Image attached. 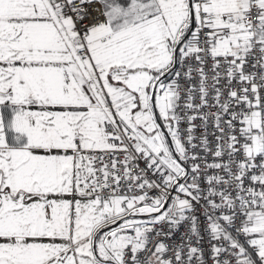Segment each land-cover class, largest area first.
<instances>
[{
  "label": "snow or ice",
  "instance_id": "snow-or-ice-1",
  "mask_svg": "<svg viewBox=\"0 0 264 264\" xmlns=\"http://www.w3.org/2000/svg\"><path fill=\"white\" fill-rule=\"evenodd\" d=\"M0 264H264V0H0Z\"/></svg>",
  "mask_w": 264,
  "mask_h": 264
}]
</instances>
